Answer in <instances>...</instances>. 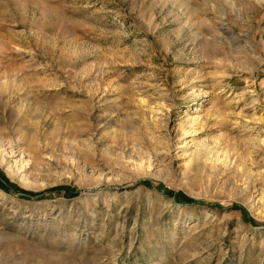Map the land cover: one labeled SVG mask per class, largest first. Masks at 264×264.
<instances>
[{
    "label": "rangeland",
    "instance_id": "obj_1",
    "mask_svg": "<svg viewBox=\"0 0 264 264\" xmlns=\"http://www.w3.org/2000/svg\"><path fill=\"white\" fill-rule=\"evenodd\" d=\"M0 182V264H264V0H0Z\"/></svg>",
    "mask_w": 264,
    "mask_h": 264
},
{
    "label": "trees",
    "instance_id": "obj_2",
    "mask_svg": "<svg viewBox=\"0 0 264 264\" xmlns=\"http://www.w3.org/2000/svg\"><path fill=\"white\" fill-rule=\"evenodd\" d=\"M0 184H2L1 182H0ZM2 185H4V184H2ZM64 189V190H63ZM66 188H60V187H55V188H53L52 190H53V192H62L64 195H66V196H70V195H72V192H69L68 191V189H66ZM22 192H23V194L25 195V196H27V197H29V196H33V195H36L35 193H33V192H31V191H25V190H21ZM176 197H177V199L178 200H182V201H191V199L189 198V197H187V196H185V195H181V194H177L176 195Z\"/></svg>",
    "mask_w": 264,
    "mask_h": 264
}]
</instances>
